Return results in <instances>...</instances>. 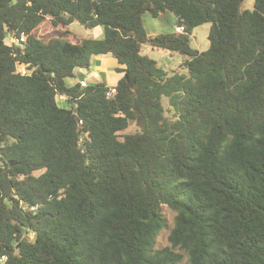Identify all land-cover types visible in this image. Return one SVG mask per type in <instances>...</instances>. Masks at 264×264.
<instances>
[{
	"label": "trees",
	"instance_id": "obj_1",
	"mask_svg": "<svg viewBox=\"0 0 264 264\" xmlns=\"http://www.w3.org/2000/svg\"><path fill=\"white\" fill-rule=\"evenodd\" d=\"M243 1L0 0V264H264V0ZM166 11L182 30L149 36ZM107 53L113 95L68 84Z\"/></svg>",
	"mask_w": 264,
	"mask_h": 264
},
{
	"label": "rangeland",
	"instance_id": "obj_2",
	"mask_svg": "<svg viewBox=\"0 0 264 264\" xmlns=\"http://www.w3.org/2000/svg\"><path fill=\"white\" fill-rule=\"evenodd\" d=\"M242 7L246 9H252L253 0H244ZM143 19H144L146 31L149 36H154L159 33L171 32L172 30L173 32H176L177 30L176 17L172 12L169 11L160 14L159 17H152L149 13H145L143 15ZM210 25H211L210 22H204L193 28L190 34V46L192 48L197 49L198 51H204L208 48L209 41L207 36L210 29ZM46 26H47L46 30H48L49 27L47 24ZM69 30L71 31V35L69 37L70 40L75 41L81 38L93 36L92 35L93 33L90 32V30L85 28L83 25H81L78 21L72 22L69 26ZM43 31H44L43 28L39 29V32H43ZM102 36H103V31L101 36L94 35L93 37L101 38ZM142 51L144 54H147L148 56L155 59L158 62V64L162 66L164 69H166L169 73H172L173 71H181V72L185 71V68L181 66L182 62L187 58V56L184 54H181L176 51L161 49V48H152L148 44L143 46ZM112 76L113 75H111V77ZM115 82L116 79L111 80V84H114ZM58 99H59L58 103L61 106L68 105L66 101L63 102L60 96L58 97ZM162 102L164 105H166L167 98L163 97ZM130 129L134 130L135 127H131ZM163 213L165 216V226L159 231V233L155 237V247H162L168 244L167 237L169 234V230L173 224L174 212L171 209L165 207L163 209Z\"/></svg>",
	"mask_w": 264,
	"mask_h": 264
},
{
	"label": "crops",
	"instance_id": "obj_3",
	"mask_svg": "<svg viewBox=\"0 0 264 264\" xmlns=\"http://www.w3.org/2000/svg\"><path fill=\"white\" fill-rule=\"evenodd\" d=\"M176 29H177L176 32H180L182 30L181 27H177ZM102 31H103V29L101 26H96L95 28L90 30V32L93 33L92 34L93 36L94 35L101 36ZM171 32H173V30ZM118 66H120V65L117 63L116 58L109 53L92 55L89 67H87V68H76L74 71V73H75L74 77L68 78L67 82L70 85L73 83H76L78 81L79 82L83 81L84 84H93V83L103 82V83L107 84L108 86H114L116 84L117 80L122 75V72H118L116 70V67H118ZM110 74L113 76L111 77ZM112 79H114V80L116 79V82L114 84H111ZM60 97L62 98L63 102L64 101L67 102V99L65 97H63V96H60ZM68 105H69V103H68ZM68 105L63 106V107H68Z\"/></svg>",
	"mask_w": 264,
	"mask_h": 264
},
{
	"label": "built area",
	"instance_id": "obj_4",
	"mask_svg": "<svg viewBox=\"0 0 264 264\" xmlns=\"http://www.w3.org/2000/svg\"><path fill=\"white\" fill-rule=\"evenodd\" d=\"M11 41H13L15 44H19L20 41H21V42L24 41V37H23V35H21V37L18 38V39H15V38L12 37V38H11ZM20 73H21V74H27L28 72H27L26 69H21V70H20ZM80 83H81L82 85H85L83 81H81ZM115 91H116L115 86H110V87L108 88V90L106 91V95H107V96H111V95H113V94L115 93ZM3 257H4V256H3Z\"/></svg>",
	"mask_w": 264,
	"mask_h": 264
},
{
	"label": "water",
	"instance_id": "obj_5",
	"mask_svg": "<svg viewBox=\"0 0 264 264\" xmlns=\"http://www.w3.org/2000/svg\"><path fill=\"white\" fill-rule=\"evenodd\" d=\"M12 164V163H11ZM30 235L32 236V233H30Z\"/></svg>",
	"mask_w": 264,
	"mask_h": 264
}]
</instances>
